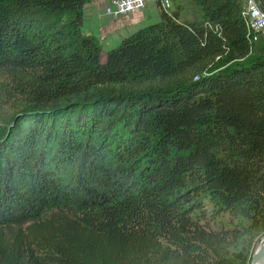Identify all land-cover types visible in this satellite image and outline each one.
<instances>
[{"label": "trees", "instance_id": "obj_1", "mask_svg": "<svg viewBox=\"0 0 264 264\" xmlns=\"http://www.w3.org/2000/svg\"><path fill=\"white\" fill-rule=\"evenodd\" d=\"M90 1L0 0V264H250L264 37L190 0L102 60Z\"/></svg>", "mask_w": 264, "mask_h": 264}, {"label": "crops", "instance_id": "obj_2", "mask_svg": "<svg viewBox=\"0 0 264 264\" xmlns=\"http://www.w3.org/2000/svg\"><path fill=\"white\" fill-rule=\"evenodd\" d=\"M107 2L108 0H91L83 11V30L99 38L102 52L103 47L108 50L109 47L114 48L128 32L134 33L139 28L151 24L152 19L155 21L153 23L160 20V11L152 2H147L141 12L115 19L104 13Z\"/></svg>", "mask_w": 264, "mask_h": 264}, {"label": "built area", "instance_id": "obj_3", "mask_svg": "<svg viewBox=\"0 0 264 264\" xmlns=\"http://www.w3.org/2000/svg\"><path fill=\"white\" fill-rule=\"evenodd\" d=\"M241 1V17L247 35L251 41H257L260 36L264 37V0ZM147 2H152L158 5L161 11L170 13V0H108L104 13L113 19L125 17L144 10Z\"/></svg>", "mask_w": 264, "mask_h": 264}, {"label": "rangeland", "instance_id": "obj_4", "mask_svg": "<svg viewBox=\"0 0 264 264\" xmlns=\"http://www.w3.org/2000/svg\"><path fill=\"white\" fill-rule=\"evenodd\" d=\"M177 5H179L180 9L182 10V13L180 14V20L181 21L193 22V21H200L201 20V12H200L199 8L197 6H195L190 0H177L175 2L171 1L170 12ZM156 6L158 7V5H156ZM158 9H159V7H158ZM159 11H160V9H159ZM150 22L152 24L155 21L152 19V21H150ZM131 34H132V32H128L126 36H129ZM120 41H119V43H120ZM112 47H109V50H110V48L112 49ZM106 48L107 47H103V52H102L103 55L101 54L102 60H104V52H106V50H108ZM3 110L4 109L0 108V114L3 113ZM263 241H264V234H262V232H259L257 230L248 231L240 239V241L238 243V247L236 250L237 251L242 250L244 253H246L249 256L251 255V257H252V254L256 251V249L259 247V245Z\"/></svg>", "mask_w": 264, "mask_h": 264}, {"label": "water", "instance_id": "obj_5", "mask_svg": "<svg viewBox=\"0 0 264 264\" xmlns=\"http://www.w3.org/2000/svg\"><path fill=\"white\" fill-rule=\"evenodd\" d=\"M257 261H260L261 264H264V241L259 245L256 251L252 254L250 264H256Z\"/></svg>", "mask_w": 264, "mask_h": 264}, {"label": "bare ground", "instance_id": "obj_6", "mask_svg": "<svg viewBox=\"0 0 264 264\" xmlns=\"http://www.w3.org/2000/svg\"><path fill=\"white\" fill-rule=\"evenodd\" d=\"M256 264H261V262L260 261H257V263Z\"/></svg>", "mask_w": 264, "mask_h": 264}]
</instances>
